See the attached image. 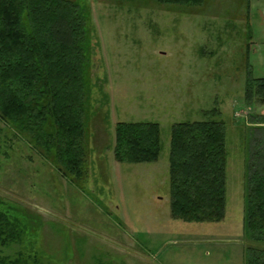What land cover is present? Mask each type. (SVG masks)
I'll list each match as a JSON object with an SVG mask.
<instances>
[{"label": "rangeland", "instance_id": "obj_1", "mask_svg": "<svg viewBox=\"0 0 264 264\" xmlns=\"http://www.w3.org/2000/svg\"><path fill=\"white\" fill-rule=\"evenodd\" d=\"M79 1L90 3L97 28L85 175L65 178L0 120V210L24 231L21 243L0 246V257L24 251L43 264H245L242 133L264 115L245 97L264 78V0ZM206 119L226 126V216L188 223L171 216L172 127ZM118 122H157L159 160L119 163Z\"/></svg>", "mask_w": 264, "mask_h": 264}, {"label": "trees", "instance_id": "obj_2", "mask_svg": "<svg viewBox=\"0 0 264 264\" xmlns=\"http://www.w3.org/2000/svg\"><path fill=\"white\" fill-rule=\"evenodd\" d=\"M119 1L190 7L205 0ZM96 34L88 1L0 0V120L73 181L85 175L86 111L93 93ZM245 97L264 106V78L253 80ZM208 112L220 114L217 109ZM253 120L242 133L248 156L244 232L250 243L245 264H264V115ZM161 152L157 122L116 124L114 156L119 163H153ZM227 164L224 121L174 124L169 155L171 216L188 223L223 221ZM23 233L19 223L0 210V246L21 243ZM0 264L43 262L19 251L15 257H0Z\"/></svg>", "mask_w": 264, "mask_h": 264}]
</instances>
